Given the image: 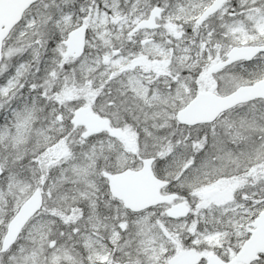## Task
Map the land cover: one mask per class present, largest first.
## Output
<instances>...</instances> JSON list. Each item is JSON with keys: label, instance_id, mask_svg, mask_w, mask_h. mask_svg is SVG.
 <instances>
[{"label": "snow or ice", "instance_id": "6c2138e0", "mask_svg": "<svg viewBox=\"0 0 264 264\" xmlns=\"http://www.w3.org/2000/svg\"><path fill=\"white\" fill-rule=\"evenodd\" d=\"M0 264H264V0H0Z\"/></svg>", "mask_w": 264, "mask_h": 264}]
</instances>
